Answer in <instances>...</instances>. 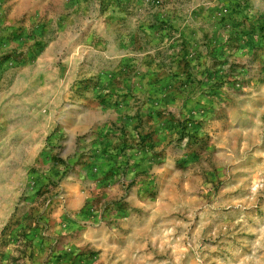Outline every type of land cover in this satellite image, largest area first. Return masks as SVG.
Masks as SVG:
<instances>
[{
  "label": "rangeland",
  "instance_id": "rangeland-1",
  "mask_svg": "<svg viewBox=\"0 0 264 264\" xmlns=\"http://www.w3.org/2000/svg\"><path fill=\"white\" fill-rule=\"evenodd\" d=\"M0 264H264V0H0Z\"/></svg>",
  "mask_w": 264,
  "mask_h": 264
}]
</instances>
